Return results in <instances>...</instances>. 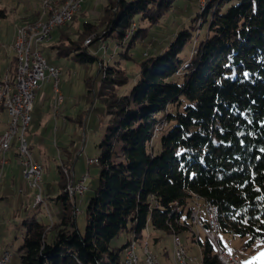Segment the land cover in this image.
Returning a JSON list of instances; mask_svg holds the SVG:
<instances>
[{"label": "trees", "instance_id": "16d2710c", "mask_svg": "<svg viewBox=\"0 0 264 264\" xmlns=\"http://www.w3.org/2000/svg\"><path fill=\"white\" fill-rule=\"evenodd\" d=\"M176 2L107 0L97 22L71 32L76 14L44 46L92 63L98 58L84 44L95 35L90 43L113 38L125 46L122 57L134 60L130 49ZM0 13L7 15L6 9ZM204 24L206 33L195 34ZM120 61L100 62L95 97L108 118L97 142L99 182L85 230L77 225L76 202L59 171L60 192L49 199L60 216L50 223L24 222L20 263L125 264V248L131 239L145 241L150 226L160 234L191 237L202 248L203 264H222L210 239L192 232L195 196L217 207L224 245L222 236L243 238L244 248L264 244V0H211L165 49L140 61V74L125 93L121 88L129 77ZM83 118L76 119L80 125ZM123 232L131 239L115 243Z\"/></svg>", "mask_w": 264, "mask_h": 264}, {"label": "rangeland", "instance_id": "374dc122", "mask_svg": "<svg viewBox=\"0 0 264 264\" xmlns=\"http://www.w3.org/2000/svg\"><path fill=\"white\" fill-rule=\"evenodd\" d=\"M45 1L0 0V11L6 9L7 12L6 16L0 13V75H3L7 69H10L11 75H14L16 53L11 47L14 43L18 25L39 18L42 15ZM49 1L55 2V0ZM210 1L177 0L173 10L159 24L151 28L148 37L139 40L130 49V54L134 57V60H127L122 57L120 52L125 51V46L117 45L116 40L113 38L89 42L90 44L85 41L84 45H88V51L98 58L92 63H81L71 56L60 55L57 52L49 51L44 45L40 46L48 63L59 67L61 70L59 87L65 102L57 112V95L53 89V82H43L36 93L31 108V123L27 131V139L32 145L35 159L43 166L41 187L45 203L37 207L34 206L35 191L28 186L21 175L18 176L14 184L10 183L8 185L6 195L0 197L1 249L3 251L8 250L11 254V259L6 264H21L18 248L23 242L24 222L26 220L37 219L50 223L53 219H57L53 211L55 205L51 203L48 196L55 197L60 192L58 184L59 171L66 179L68 191L72 181L79 180L84 174L89 175L85 193L78 195L77 198L75 196L76 200L70 195L71 199L76 202L77 225L82 232L85 230L87 206L99 182V167L96 166L97 163L89 164L88 159L97 158L100 153L97 142L103 134V126L108 118L107 107L95 97L102 79L100 62L112 64L121 60V66L125 68L129 77L128 84L121 88V92H128L140 74V61L155 52L165 49L173 40L177 30L189 25L191 17L195 16L200 9L205 10ZM34 3H36V6H33ZM106 3L107 0H85L82 3L81 10L77 13V19L69 24V30L75 32L82 28L87 21L97 22ZM198 31L203 36L207 31L206 24L200 29L194 30V33L197 34ZM93 37L95 35L87 40H92ZM53 39L55 40L54 35ZM193 47L194 45L190 44L184 51L183 56L189 57ZM88 88L91 89L90 96L87 95ZM82 114L84 124L80 125L76 119ZM2 116L0 117V131L5 127V119ZM164 125L162 122L157 126V134L161 132ZM159 127L161 128L159 129ZM154 144L156 148H159L160 137L154 140ZM1 180L0 184L5 186V178ZM20 189L24 193L20 192ZM32 193H34L32 199L26 197V195ZM197 198L199 199L197 200ZM196 200L202 207L204 200L199 196H195ZM202 212L204 213V209ZM189 220L192 232L195 234L197 231L193 229L195 225L192 224L191 215ZM145 234L146 240L142 243L136 239L130 241V243L135 242L136 253L141 258L140 264H143L146 246L153 254L158 256L159 261L176 264L174 258L176 236L181 238L180 241L188 250L189 257L196 258L192 264H203L202 248L191 237L187 238L184 234L173 236L165 233L160 234L153 231L150 226ZM154 236L161 237L156 242ZM205 236L208 238V235L202 232L201 238L204 239ZM218 236L220 238V232ZM222 237L225 244L240 255L241 264H264V256H261V253H264L263 243L256 242L253 246L244 248L243 243L245 240L243 238L238 236ZM130 238L131 234L123 232L115 243L123 244Z\"/></svg>", "mask_w": 264, "mask_h": 264}, {"label": "bare ground", "instance_id": "6f19581e", "mask_svg": "<svg viewBox=\"0 0 264 264\" xmlns=\"http://www.w3.org/2000/svg\"><path fill=\"white\" fill-rule=\"evenodd\" d=\"M80 1L82 0H62L59 3L53 4V9H56V19H64V12L68 10V20L65 21L64 24H60L59 28L66 26L69 22H71L74 16L81 10H71L72 8H78ZM83 2L84 1L81 2V6ZM43 13L46 14V18H38L33 21L25 22L18 27V37L15 38L14 44L12 46L13 50L16 53V71L14 75H11V71L10 69H8L3 75H0V115L6 112L8 116V121L5 130L0 134V154L2 156L0 159V176L3 173V167L6 163L5 153H7L12 147L16 148L17 158L22 166V173H26V156H22V151H25L27 157L34 158L33 150L27 139V131L31 121V112L29 113L28 118L25 120V126H23L22 113H15L13 115V109L16 108L15 94L17 93V91H19V85H26V77H22V70H26L30 52H35V54H41L42 65H48L49 71H57V66L50 65L46 57L44 56L42 50L40 49L41 45L50 44L53 39V35H50V26L48 25H50V23H54L55 14H50V4L44 5ZM37 40L40 41L37 42ZM90 41L91 39L86 40V43H89ZM36 93L37 92H33L30 94L31 108ZM34 163L40 173V180H42L43 166L35 158ZM94 163H98L97 158H94ZM41 183L42 182H39V185H31L30 187L35 191L34 206L36 207L41 205L42 203H45L43 199H39V203H36V197L39 194V189L42 190ZM69 193L75 199L76 190L71 189V186H69ZM198 199L199 198H197V200ZM197 200L193 203L194 205L191 212L192 224H194L196 228H202V226L199 223H196V220L193 218L194 206L198 205ZM205 209L206 215H211V217H206V224L214 223L215 230L219 233L220 227L218 223L217 207L210 202H206ZM197 233L198 232L194 234L196 238L198 235ZM206 235H213V227H206ZM180 240L181 238L176 236L174 250V258L176 259V264H192L195 261V258L189 257L186 247ZM1 246L2 244L0 236V248ZM215 249L222 264H228V261H223V256L220 254V251L217 249L216 246ZM227 249L232 248L227 246ZM144 253L145 256L143 259V264H160L158 257L153 254L147 246L144 249ZM130 257L132 260V264H140L141 258L136 253V246L134 241L129 243L124 250V260H129Z\"/></svg>", "mask_w": 264, "mask_h": 264}, {"label": "built area", "instance_id": "2783aa9c", "mask_svg": "<svg viewBox=\"0 0 264 264\" xmlns=\"http://www.w3.org/2000/svg\"><path fill=\"white\" fill-rule=\"evenodd\" d=\"M82 1H80L78 8H72L71 10L81 9ZM45 4H50V14H55L54 23H50V25H48L50 26V35H54V32L59 28L60 24H64L65 21L68 20V10L64 12V19H56V9H53V2L46 0ZM17 37L18 36L16 31L15 38ZM38 41L40 40H37V42ZM60 72L61 70L59 69V67H57V71H49L48 65H42L41 54H35V52H30L26 70H22V77H26V85H19V91H17V93L15 94L16 108L13 109V115L15 113L23 114V126H25V120L28 118L29 113L32 112L30 106V94L33 92H37L41 88V84L43 82H53V89L57 95L56 110L58 112L61 109L65 100L59 87ZM160 128L161 127H159V129ZM22 156H26V173H21L23 178L25 179L29 187H31V185H39V182H42V180H40V173L35 166L34 158L27 157L25 151H22ZM88 163L94 164V158L88 159ZM88 177V174H84L80 177L79 180L71 182V189L76 190V198L78 195H83L87 190L86 183ZM39 199H43L42 190L40 189L39 194L36 197V203H39ZM202 211L203 210H201V204L198 203V205L194 206L193 218L196 220V223H199L202 226L203 233H206V227H213V235L208 236L210 241L214 242L215 246L220 251V254L223 256V261H228V264H241L242 262L240 255L237 254L234 249H227V245H224L221 242L218 236V232L215 230L214 223L206 224V217H211V215H206V210H204V213ZM2 251L3 250L0 248V254ZM1 255L0 264H6L10 261L11 254L9 252L3 251ZM125 264H132L131 257L129 260H125Z\"/></svg>", "mask_w": 264, "mask_h": 264}, {"label": "crops", "instance_id": "0c3cea01", "mask_svg": "<svg viewBox=\"0 0 264 264\" xmlns=\"http://www.w3.org/2000/svg\"><path fill=\"white\" fill-rule=\"evenodd\" d=\"M62 0H55V2H53V4H56V3H59V2H61ZM33 6H36V3H34L33 4ZM41 10V9H40ZM40 10H39V12H40ZM38 12V11H37ZM44 12V8H43V11H42V15L39 17V18H46L47 16H46V14H44L43 13ZM34 13V12H33ZM23 22V21H22ZM22 25V23H19V25H18V27L19 26H21ZM18 29V28H17ZM55 35V34H54ZM54 37H56V35L54 36ZM14 41H15V39H14ZM14 44V43H13ZM12 48V47H11ZM8 70V69H7ZM3 115V116H2ZM2 115H0V117L2 116L3 117V119H5V127H6V124H7V121H8V116H7V114H6V112H4ZM1 121V120H0ZM30 123H31V121H30ZM5 127H4V129L3 130H1L0 131V134L5 130ZM28 142H29V140H28ZM30 145H31V143H29ZM31 148H32V145H31ZM33 150V149H32ZM1 154H0V159H1ZM5 158H6V163L4 164V167H3V173H2V175L0 176V183H1V179L2 178H5V182H4V185L5 186H3V184H0V197L1 196H5L6 195V192H7V188H8V185L10 184V183H12V184H14L15 183V181L17 180V178H18V176H20L21 175V177H23L22 176V172H21V170H22V166H21V164L19 163V160H18V158H17V151H16V148L15 147H12L7 153H5ZM35 158V157H34ZM37 160V159H36ZM38 161V160H37ZM39 162V161H38ZM24 179V178H23ZM25 180V179H24ZM20 192H23L22 191V189H20ZM24 193V192H23ZM33 195H34V193H32L31 195L29 194V195H26V197H28V198H33ZM50 196H48V198H49ZM74 200H76V198L74 199ZM205 201H204V204H202V207H201V210H206L205 209ZM53 211H54V213H55V215H56V220H58V218H59V216H60V212H59V209H58V206H54L53 207ZM193 229L195 230V231H197L198 232V235H197V237H199L200 235H201V233L203 232V228H196V227H193ZM131 239V238H130ZM129 240V239H128ZM156 242L158 241V240H156V239H154ZM6 251V250H5ZM8 251V250H7ZM188 251V250H187ZM157 256V255H156ZM158 257V256H157ZM196 259V258H195ZM160 260V259H159ZM172 260H173V258H172ZM161 262V264H167V261L165 262V261H160Z\"/></svg>", "mask_w": 264, "mask_h": 264}, {"label": "snow or ice", "instance_id": "6c2138e0", "mask_svg": "<svg viewBox=\"0 0 264 264\" xmlns=\"http://www.w3.org/2000/svg\"><path fill=\"white\" fill-rule=\"evenodd\" d=\"M261 256H264V253H261Z\"/></svg>", "mask_w": 264, "mask_h": 264}]
</instances>
